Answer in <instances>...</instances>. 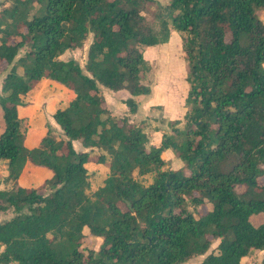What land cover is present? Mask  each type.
Instances as JSON below:
<instances>
[{
    "label": "trees",
    "instance_id": "16d2710c",
    "mask_svg": "<svg viewBox=\"0 0 264 264\" xmlns=\"http://www.w3.org/2000/svg\"><path fill=\"white\" fill-rule=\"evenodd\" d=\"M7 1L0 12V165L11 186L0 187V212L11 207L14 215L0 221V264H185L197 256L191 264H244L242 257L264 250V219L251 220L264 214V0ZM151 5L157 28L143 14ZM172 31L187 60L185 128L171 121L156 146L141 123L110 113L101 87L125 90L122 102L135 113L136 97L151 91L141 78V48L166 42ZM86 39L83 65L60 58ZM45 79L74 97L57 101L51 116L62 137L42 107L32 128L46 132L27 148L18 107ZM166 149L182 166L163 169ZM93 150L108 173L89 192L85 164ZM25 166L51 176L22 186ZM147 174L153 179L145 184ZM85 227L102 239L98 250L84 252Z\"/></svg>",
    "mask_w": 264,
    "mask_h": 264
},
{
    "label": "rangeland",
    "instance_id": "374dc122",
    "mask_svg": "<svg viewBox=\"0 0 264 264\" xmlns=\"http://www.w3.org/2000/svg\"><path fill=\"white\" fill-rule=\"evenodd\" d=\"M161 3H166L167 0H158ZM11 5L10 1L0 0V12L5 7ZM35 8L32 9L31 13L38 8L36 2H33ZM154 6L151 5L147 8L143 14L146 16V19L151 27L157 28L159 21L153 15ZM260 19L264 22V9L258 11ZM228 38V35H227ZM90 42V39H86L84 42L83 48L68 50L63 53L60 58L67 60L69 58L76 59L80 65H83L86 60V45ZM143 56L146 60V67L142 73L143 82L147 84L151 91L149 94L141 95L137 97L138 99V110L136 115L132 117L136 123H141L145 130L150 132L154 128L160 127L163 131H159L156 135H150L151 142L160 144L161 134H166L171 131L170 126L173 120L179 119L180 123L177 125L180 128H185V121L183 120V114L185 112V97L188 91V84L185 80L187 76V60L185 58V53L182 49L181 38L178 32L173 31L170 34L169 39L158 45L154 46H142L141 48ZM23 51H21V54ZM5 63L0 66V72L2 71ZM4 72H1L0 76V93H1V81ZM40 92L43 90L38 89V91L32 94V100L37 96H40ZM56 106V105H55ZM131 118V117H130ZM22 125L25 128V134L29 128H32V119L31 118H22ZM0 120H1V109H0ZM172 122H171V121ZM169 124H171L169 126ZM176 124V123H175ZM174 124V125H175ZM39 131L43 129L45 134L46 129L44 127L38 128ZM43 134V135H44ZM53 134L56 137H62L63 131L56 127L53 129ZM160 134V135H159ZM42 135V136H43ZM160 139V140H159ZM76 148L79 146L76 145ZM97 151V150H96ZM97 154V153H94ZM163 158L166 161V165L163 169H176L182 166V162H179L175 155L162 153ZM95 172V173H94ZM94 176L90 178V186L88 191L92 192L96 189L97 185L101 181V177L108 173L106 167H100L94 171ZM7 170L4 164L0 165V187L7 189L11 186L10 181H6ZM43 174L38 173L37 170L29 167H24L21 171V174L18 178L19 184L25 187H36L39 186L45 179H42ZM145 184L149 183L153 179L152 174H147L140 178ZM259 183L264 184V175L259 178ZM243 186H239L238 190L241 191ZM210 208V205H202L195 210V213H205L207 208ZM14 215L13 209L9 207L5 211L0 212V221L9 219ZM262 219H264V214L254 215L251 217V220L254 224H259ZM86 232V235L83 239L82 248L86 253L88 249L98 250L101 244L102 239L93 237L89 234L87 228L83 229ZM218 241H214L210 247L212 249L215 247ZM2 248L0 247V250ZM210 251V250H209ZM203 256H197L190 260H187L185 264H191L199 262ZM264 258V250L254 249L246 257L242 259L244 264H261L262 259ZM15 264V263H11Z\"/></svg>",
    "mask_w": 264,
    "mask_h": 264
},
{
    "label": "crops",
    "instance_id": "0c3cea01",
    "mask_svg": "<svg viewBox=\"0 0 264 264\" xmlns=\"http://www.w3.org/2000/svg\"><path fill=\"white\" fill-rule=\"evenodd\" d=\"M38 88H40V90H43V92H40V96H37L36 98L31 100L28 105L18 107L19 117L31 118L32 116H34V114L37 111H39V110L41 111V108L43 107L42 111L45 112V114L47 115V119L49 121V124L53 128L59 127L55 123L54 119L51 117L52 114L55 112V103L57 101H64V100L66 101L67 98L74 97V93L71 90H68L62 84H60L54 80H51V79H45V80L41 81ZM101 92L104 96L103 105L110 111V113L112 115H115V116H122L124 114L129 115V117H131L130 120L135 121L132 119V117L134 115H136V112L133 114L128 113L125 103L122 102L128 96V93L125 90L113 91V90H109L105 87H101ZM137 99L138 98L136 97V101L138 103ZM137 110H138V108H137ZM159 131H163V130L160 129V127H158V128H154L150 132L146 131L147 135L149 137V140H150V135H154V134L156 135V133H158ZM43 134H44L43 129L39 131V129L29 128L25 134L24 145L27 148L35 147L38 144V142L41 139ZM160 134L162 136V133H160ZM149 144L156 145L155 143H153L151 141H149ZM76 145L79 146V148H76ZM73 146L77 151L85 150L82 147L80 141H78V140L73 141ZM98 152L99 151L93 150L90 153V156L92 159L85 164V167L87 168L88 172L91 174L90 178H91V176L95 175V174H93V172L96 171L97 169H99L100 167H106V169H108L107 163H105V164L104 163H97L96 161H94V159H93L94 155H95L94 153H98ZM163 153L169 155V154H172V151L170 149H166ZM177 160H179V159H177ZM179 162H181V161L179 160ZM25 167H28V166H25ZM29 168H33V169L37 170L38 173L41 172L43 174L42 179H46V178L51 176V172L45 167H29ZM106 175L107 174L105 173V175L101 177V181L103 180V178ZM101 181H100V183H101ZM100 183L97 186H99ZM85 228H87V227H85ZM84 234L86 235V232H84ZM93 237H95V236H93ZM97 238H100V237H97ZM244 257H246V256H244ZM244 257L241 258V261Z\"/></svg>",
    "mask_w": 264,
    "mask_h": 264
}]
</instances>
